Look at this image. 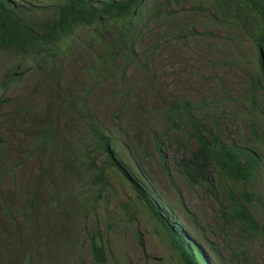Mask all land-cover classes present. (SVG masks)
I'll return each mask as SVG.
<instances>
[{
    "label": "rangeland",
    "instance_id": "rangeland-1",
    "mask_svg": "<svg viewBox=\"0 0 264 264\" xmlns=\"http://www.w3.org/2000/svg\"><path fill=\"white\" fill-rule=\"evenodd\" d=\"M55 1L15 2L33 8L25 16L36 23L50 16ZM146 2L154 10L142 16L138 62L121 63L115 73L95 78L91 69L101 46L85 31L53 61L52 78L48 65L28 62L12 81L6 73L18 61L0 54V264H94V231L105 264H182L132 181L210 263L264 264V235L247 240L223 217L228 189L242 190L241 183H221L214 199L180 174L178 162L195 143L180 113L169 110L191 103L196 117L220 124L225 144L257 151L258 173L250 182L257 201L248 207L264 224V80L255 81L257 49L246 34L252 25L228 0ZM71 91L83 93L81 107L66 108ZM88 123L110 139L117 155L104 184L90 166L106 160Z\"/></svg>",
    "mask_w": 264,
    "mask_h": 264
},
{
    "label": "trees",
    "instance_id": "trees-1",
    "mask_svg": "<svg viewBox=\"0 0 264 264\" xmlns=\"http://www.w3.org/2000/svg\"><path fill=\"white\" fill-rule=\"evenodd\" d=\"M16 0H0V54H6L17 60L6 76L14 79L18 66L35 63L36 67L49 66L47 76L54 72V60L67 53L69 45L77 39L76 35L85 31L90 40L99 42L100 53L94 61L92 71L95 78L117 71L123 63L126 67L138 62L135 45L142 31V16L154 9L146 8V0H56L50 7V16L33 23L26 19L32 12L31 7L23 9ZM233 3L235 14L243 17L251 29L246 32L256 45L259 74L257 83L264 80V0H228ZM222 7L219 8L221 11ZM34 10V9H33ZM120 60V61H119ZM52 78V77H51ZM50 79V78H49ZM52 80V79H51ZM54 82V80H53ZM52 82V83H53ZM57 84V83H56ZM57 85L52 87L58 92ZM7 84L3 85L6 88ZM83 93L67 92L63 103L66 108L76 109L83 103ZM251 107L256 106L253 94L247 96ZM170 112L180 113L190 131L195 147L178 162L179 172L188 184L210 198L216 199V192L221 183H231L242 190L228 189L226 197L228 207L223 217L236 226L245 238L253 239L264 235V224L257 221L249 205L257 201L252 182L258 173L259 156L254 148L225 144L219 135L220 124L212 126L196 117V107L188 102L173 104ZM180 125L177 124L178 127ZM88 128L95 142V150L104 155L105 162L99 167L90 161L91 168L99 170L96 182L104 184V174L112 165H117V155L111 141L92 123ZM48 127L42 134L48 135ZM257 142L260 136L253 134ZM158 147V145H157ZM137 194L144 200L151 217L160 226L162 235L169 244L172 253L182 264L210 263L209 257L201 255L195 247L185 243L187 235L172 226L160 212L159 207L148 199L144 191L133 182ZM34 208L33 201L30 202ZM89 249L94 264H105L106 251L99 232L94 231L89 238ZM210 260V261H209Z\"/></svg>",
    "mask_w": 264,
    "mask_h": 264
}]
</instances>
